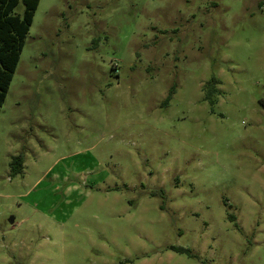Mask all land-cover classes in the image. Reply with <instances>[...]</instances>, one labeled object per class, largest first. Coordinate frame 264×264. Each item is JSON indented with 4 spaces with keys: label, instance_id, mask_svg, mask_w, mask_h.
Returning a JSON list of instances; mask_svg holds the SVG:
<instances>
[{
    "label": "rangeland",
    "instance_id": "obj_1",
    "mask_svg": "<svg viewBox=\"0 0 264 264\" xmlns=\"http://www.w3.org/2000/svg\"><path fill=\"white\" fill-rule=\"evenodd\" d=\"M0 264H264V0H39L0 108Z\"/></svg>",
    "mask_w": 264,
    "mask_h": 264
},
{
    "label": "trees",
    "instance_id": "obj_2",
    "mask_svg": "<svg viewBox=\"0 0 264 264\" xmlns=\"http://www.w3.org/2000/svg\"><path fill=\"white\" fill-rule=\"evenodd\" d=\"M39 0H0V108L6 96L8 85L15 71L23 42L32 22L33 14ZM22 5V10L18 8ZM218 81L211 78L203 86L204 100L213 105L218 94ZM171 91L170 93H172ZM169 97L164 101L166 104ZM24 154L12 156L10 160V174H22ZM233 220V219H232ZM183 252V249H174Z\"/></svg>",
    "mask_w": 264,
    "mask_h": 264
},
{
    "label": "water",
    "instance_id": "obj_3",
    "mask_svg": "<svg viewBox=\"0 0 264 264\" xmlns=\"http://www.w3.org/2000/svg\"><path fill=\"white\" fill-rule=\"evenodd\" d=\"M13 222H14V219L11 217V218L9 219V223L12 224Z\"/></svg>",
    "mask_w": 264,
    "mask_h": 264
}]
</instances>
